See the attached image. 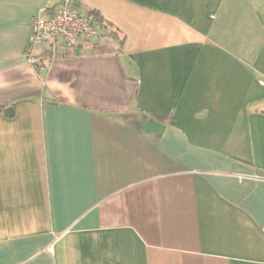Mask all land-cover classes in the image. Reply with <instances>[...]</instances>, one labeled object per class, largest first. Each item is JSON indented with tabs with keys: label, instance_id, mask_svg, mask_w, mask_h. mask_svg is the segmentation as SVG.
Wrapping results in <instances>:
<instances>
[{
	"label": "crops",
	"instance_id": "crops-1",
	"mask_svg": "<svg viewBox=\"0 0 264 264\" xmlns=\"http://www.w3.org/2000/svg\"><path fill=\"white\" fill-rule=\"evenodd\" d=\"M59 1L0 0V264H264V0H76L117 37L30 66Z\"/></svg>",
	"mask_w": 264,
	"mask_h": 264
},
{
	"label": "built area",
	"instance_id": "built-area-1",
	"mask_svg": "<svg viewBox=\"0 0 264 264\" xmlns=\"http://www.w3.org/2000/svg\"><path fill=\"white\" fill-rule=\"evenodd\" d=\"M76 0H60L49 17L32 20L30 37L25 46L26 62L33 67L81 51L90 40L100 36L96 22L75 10ZM42 49L39 53L38 50ZM264 88V81H260ZM50 251V250H49Z\"/></svg>",
	"mask_w": 264,
	"mask_h": 264
},
{
	"label": "trees",
	"instance_id": "trees-1",
	"mask_svg": "<svg viewBox=\"0 0 264 264\" xmlns=\"http://www.w3.org/2000/svg\"><path fill=\"white\" fill-rule=\"evenodd\" d=\"M87 16L92 21L96 22L100 30H108L107 36L116 38L117 33L112 30L111 26L103 20L97 12H89Z\"/></svg>",
	"mask_w": 264,
	"mask_h": 264
},
{
	"label": "water",
	"instance_id": "water-1",
	"mask_svg": "<svg viewBox=\"0 0 264 264\" xmlns=\"http://www.w3.org/2000/svg\"><path fill=\"white\" fill-rule=\"evenodd\" d=\"M12 114H13V109H12V108H7V109L4 111V115H5V116L11 117Z\"/></svg>",
	"mask_w": 264,
	"mask_h": 264
}]
</instances>
